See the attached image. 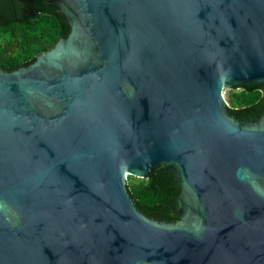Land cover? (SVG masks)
I'll use <instances>...</instances> for the list:
<instances>
[{
	"label": "water",
	"instance_id": "water-1",
	"mask_svg": "<svg viewBox=\"0 0 264 264\" xmlns=\"http://www.w3.org/2000/svg\"><path fill=\"white\" fill-rule=\"evenodd\" d=\"M71 30L0 68V264H264V0H49ZM173 171L181 219L128 177Z\"/></svg>",
	"mask_w": 264,
	"mask_h": 264
},
{
	"label": "trees",
	"instance_id": "trees-1",
	"mask_svg": "<svg viewBox=\"0 0 264 264\" xmlns=\"http://www.w3.org/2000/svg\"><path fill=\"white\" fill-rule=\"evenodd\" d=\"M48 1L0 0V68L13 71L27 66L68 36V19ZM238 87L242 91L231 93L229 114L239 120L249 115L258 120L264 106V82ZM127 187L137 208L146 216L173 223L181 219L177 209L181 188L174 172L164 165L145 178L129 176Z\"/></svg>",
	"mask_w": 264,
	"mask_h": 264
},
{
	"label": "rangeland",
	"instance_id": "rangeland-1",
	"mask_svg": "<svg viewBox=\"0 0 264 264\" xmlns=\"http://www.w3.org/2000/svg\"><path fill=\"white\" fill-rule=\"evenodd\" d=\"M235 91H242V88L241 87H237V88H232V89H225L224 90V96H225V98H226V100H227V102H228V104L230 105L231 104V99H230V95H231V93L232 92H235ZM134 177H136V176H134Z\"/></svg>",
	"mask_w": 264,
	"mask_h": 264
},
{
	"label": "flooded vegetation",
	"instance_id": "flooded-vegetation-1",
	"mask_svg": "<svg viewBox=\"0 0 264 264\" xmlns=\"http://www.w3.org/2000/svg\"><path fill=\"white\" fill-rule=\"evenodd\" d=\"M262 90H263V94H264V87L262 88ZM261 112H262V114H261V116H263L264 115V106H263V108H262V110H261ZM249 115V114H248ZM260 116V117H261ZM253 120H256L254 117H250V115L249 116H246V118H242V120L241 121H253ZM259 120V119H258Z\"/></svg>",
	"mask_w": 264,
	"mask_h": 264
}]
</instances>
